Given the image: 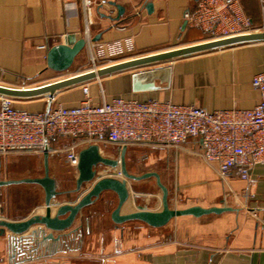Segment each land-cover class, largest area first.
<instances>
[{
	"label": "crops",
	"instance_id": "1",
	"mask_svg": "<svg viewBox=\"0 0 264 264\" xmlns=\"http://www.w3.org/2000/svg\"><path fill=\"white\" fill-rule=\"evenodd\" d=\"M90 1L88 28L92 38L98 37L93 52L100 62L111 59L114 63L205 41L202 30L184 26V12L194 9L197 0ZM107 1L123 6L118 20L105 16L117 15V9ZM148 2L152 3L150 12L146 8ZM241 4L253 24L262 25L260 0H241ZM85 28L80 0L69 4L62 0H0V84L35 86L88 71L90 61L85 47L67 73L62 71L57 75L46 66V52L51 46L63 43L66 38L72 41L84 38ZM41 44L47 48H40ZM263 61L264 41L233 44L91 79L57 90L54 98L55 103L77 106L83 99L81 86L87 84L94 105L103 98L122 96L140 101L158 99L195 104L208 111L251 108L260 99L251 79L262 70ZM14 102L16 107L29 111L48 106L44 95ZM105 144H98L101 151L105 150ZM72 145L78 150L85 146L79 139L68 137L51 141L56 152L49 153V174L56 179L59 190L69 188L66 177L58 175H64V167H70L63 150ZM199 145V140L194 138L181 147L127 145L132 149L128 158L139 159V165L131 173H158L168 189L172 208L199 205L227 206L232 210L199 217L177 216L157 228L138 220L116 225L110 213L117 196L104 191L92 204L82 208L66 230L70 233L78 229L73 239L66 244L46 242V250L41 248L32 260L19 263L20 257L11 258L9 233L0 236V264H264V166L256 165L252 169L251 181H244L236 174L223 181L215 164L205 162L198 155ZM134 151L145 156L140 159L141 155L136 156ZM154 153L158 154V160H154ZM149 154L153 155L150 159ZM4 157L15 161L5 166L0 179L43 175L38 172L43 170V152H10ZM157 163H162L167 176L157 170ZM134 168L140 169V173L132 172ZM107 175L121 178L116 170L97 168V177ZM127 185L129 197L122 214L136 211L138 206L151 211L161 209V193L149 188L157 185L154 177L128 181ZM172 185L175 193L171 192ZM90 186L91 183H86L82 188L87 191ZM11 190L14 202L4 205L2 195ZM78 196L79 193L61 195L55 202H74ZM0 209L1 215L9 220L42 214L43 190L39 185L27 183L1 186Z\"/></svg>",
	"mask_w": 264,
	"mask_h": 264
},
{
	"label": "built area",
	"instance_id": "2",
	"mask_svg": "<svg viewBox=\"0 0 264 264\" xmlns=\"http://www.w3.org/2000/svg\"><path fill=\"white\" fill-rule=\"evenodd\" d=\"M75 3L77 0H62ZM85 16V48L90 69L112 64L100 62L94 55L95 42L89 33L90 0H80ZM264 14V0H260ZM186 25L202 30L205 41L264 31L245 14L241 0H197L194 9L184 12ZM40 48H47L45 44ZM252 87L260 99L251 108L232 107L208 111L195 104H175L150 99L140 101L115 96L94 105L87 84H82L83 99L79 105L55 103L46 96V109L29 111L18 108L15 98L0 94V154L34 151L56 152L51 141L57 137L79 139L89 144L162 145L181 147L189 138L200 142L198 155L214 163L221 180L237 175L251 181L256 165L264 166V61L260 72L253 75ZM30 87L32 85H22ZM54 103V104H53ZM75 145L63 150L72 167L78 163ZM37 255H33V259Z\"/></svg>",
	"mask_w": 264,
	"mask_h": 264
},
{
	"label": "water",
	"instance_id": "3",
	"mask_svg": "<svg viewBox=\"0 0 264 264\" xmlns=\"http://www.w3.org/2000/svg\"><path fill=\"white\" fill-rule=\"evenodd\" d=\"M103 3L98 5V8H100ZM107 3L117 9V15L115 17L105 16L110 19L118 20L123 13V6L113 1H107ZM146 8L150 12L152 10V3H146ZM101 16L104 15L102 14ZM185 25L186 21H184V26ZM97 39V36L92 38L93 41ZM252 41H264V31L217 40H207L133 57L99 67L95 70L92 69L76 73L41 85L15 87L0 84V94L15 99L33 98L41 95L52 97L59 89L84 83L91 79H99L105 75L126 69ZM84 47V38L75 41H72L71 38H66L63 43L51 46L46 52L47 68L56 72L68 70L75 57ZM124 152L125 147L122 148L119 164L118 160L102 156L97 144H89L82 147L78 152V163L75 167L77 175L75 177L74 187L68 190H59L57 188L56 179L49 174V152L46 150L43 152L42 176L19 179H0V187L21 183L36 184L42 188L44 193V213L42 214H33L22 220H9L1 215L2 209H0V236L6 235L7 232L9 233L7 239L11 258L15 259L16 257H20L19 263H23L32 260V256L35 254L37 255L38 252L41 251V248L46 250V242L52 244L61 242L66 244L71 238L73 239V237L78 234V229H73L70 233H67L66 230L71 228L74 219L82 208L92 204L104 191H111L117 196L116 206L110 213V218L116 225L126 221L138 220L157 228L166 225L172 218L177 216L192 215L194 217H199L206 214H219L224 211L232 210L231 207L227 206L202 207L199 205H192L185 208L170 207L168 202V189L161 182L159 174L154 171L145 172L140 175L129 173L125 168ZM99 165L114 169H117L119 166L121 178L119 179L111 175L97 177L96 172ZM148 177H154L157 186L161 190V209L158 211H151L142 206H138L136 211L122 214L121 209L129 197L127 182L138 181ZM86 183H91L87 191L82 189L83 185ZM70 193H79V196L74 202H55L57 197ZM55 206L57 207L52 214V210Z\"/></svg>",
	"mask_w": 264,
	"mask_h": 264
},
{
	"label": "rangeland",
	"instance_id": "4",
	"mask_svg": "<svg viewBox=\"0 0 264 264\" xmlns=\"http://www.w3.org/2000/svg\"><path fill=\"white\" fill-rule=\"evenodd\" d=\"M57 75H58V73H60V72H55ZM62 73V72H61ZM60 73V74H61ZM64 73H67L66 71H64ZM16 87H22V85H18V86H16ZM131 151H132V149L130 148V147H128V152H127V155L129 154H132L131 153ZM134 152H136V151H134ZM134 154H138V155H136V156H139V155H141L140 156V159L142 158V157H144L145 156V153H143V152H136V153H134ZM6 154H1L0 155V176H2V175H4L5 174V166L6 165H10V164H12V162H14L15 160L13 159V158H6V157H4ZM158 154L157 153H154V160H158L159 158H157L158 156H157ZM27 157V156H26ZM153 157V155L152 154H149V159L150 158H152ZM139 158V157H138ZM27 160H29V161H32V158L30 157V156H28L27 157ZM161 166H162V163H160V164H158L157 163V166H156V168H158L157 170H161L162 171V173L164 174V176H167L166 175V173H165V171H164V168H161ZM155 167V166H154ZM64 169H65V172H64V175H58L59 177L61 176V178L63 177H66V179H67V181H68V185L67 186H69V188H73L74 187V181H75V171H74V168L73 167H64ZM40 174H42L43 173V170L42 169H40L39 171H38ZM132 172H136V174H139L140 173V169H138V168H134L133 169V171ZM60 178V179H61ZM28 184V183H27ZM61 186H62V184H61ZM175 187V186H174ZM173 187V185H172V187H171V192L172 193H175L176 191H175V188ZM143 188H146L147 189V187H143ZM149 188H151L153 191H155V192H157V193H161V190H160V188L157 186V185H153L152 187H149ZM83 189V188H82ZM8 194H10V195H8ZM14 193H13V191L11 190L9 193H4L3 195H2V203L4 204V205H11L13 202H14ZM179 199V198H178ZM35 200H39L40 201V199L39 198H37V199H35ZM34 200V201H35ZM181 200V199H180ZM33 202V201H32Z\"/></svg>",
	"mask_w": 264,
	"mask_h": 264
},
{
	"label": "flooded vegetation",
	"instance_id": "5",
	"mask_svg": "<svg viewBox=\"0 0 264 264\" xmlns=\"http://www.w3.org/2000/svg\"><path fill=\"white\" fill-rule=\"evenodd\" d=\"M99 146V145H98ZM105 147V150L101 151L100 150V153L102 156L104 157H108V158H111V159H114V160H118V163L120 164V155H121V151H122V148L125 147V152H124V161H125V168L126 170L131 173V170L133 167L139 165V159H137V157H133V159L131 158H128V155H127V145H122V146H119L117 144H112V143H107L104 145ZM67 162V161H66ZM67 164L69 165V163L67 162ZM71 166V165H69ZM104 167L102 165H99L98 167ZM72 167V166H71ZM97 167V168H98ZM74 170L76 171L75 167H73ZM109 168V167H108ZM110 169H113V170H116L117 172H119V166L117 169H114V168H110ZM77 172V171H76ZM113 173V172H112ZM97 174V172H96ZM113 174H116L113 173ZM133 174V173H132ZM68 189H71V188H68ZM68 189H62V190H68Z\"/></svg>",
	"mask_w": 264,
	"mask_h": 264
},
{
	"label": "bare ground",
	"instance_id": "6",
	"mask_svg": "<svg viewBox=\"0 0 264 264\" xmlns=\"http://www.w3.org/2000/svg\"><path fill=\"white\" fill-rule=\"evenodd\" d=\"M23 87V86H22Z\"/></svg>",
	"mask_w": 264,
	"mask_h": 264
}]
</instances>
